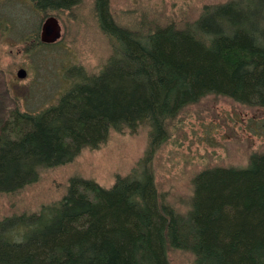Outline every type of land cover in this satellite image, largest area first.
<instances>
[{
  "label": "trees",
  "instance_id": "obj_1",
  "mask_svg": "<svg viewBox=\"0 0 264 264\" xmlns=\"http://www.w3.org/2000/svg\"><path fill=\"white\" fill-rule=\"evenodd\" d=\"M32 1L43 22L82 0ZM93 13L110 57L98 73L70 69L77 79L56 103L7 111L0 194L100 146L112 131L146 126L147 148L110 187L73 177L56 203L0 217V264H171L172 248L190 252L194 264H264V151L244 167L199 171L186 212L160 193L152 164L168 123L203 97L264 107V0L205 5L193 20L119 21L110 0H94Z\"/></svg>",
  "mask_w": 264,
  "mask_h": 264
},
{
  "label": "rangeland",
  "instance_id": "obj_2",
  "mask_svg": "<svg viewBox=\"0 0 264 264\" xmlns=\"http://www.w3.org/2000/svg\"><path fill=\"white\" fill-rule=\"evenodd\" d=\"M110 1L115 17L131 22L142 14L161 21L193 20L205 5L228 0ZM93 8L94 0H82L73 11L53 12L62 25V38L44 46L40 43L43 14L33 1L0 0V123L11 108L40 111L56 103L77 79L70 69L89 74L102 69L112 44ZM20 68L26 69L25 78L18 77ZM168 133L152 162L155 180L166 200L186 212L199 171L216 165L244 167L253 152L264 151V107L209 94L171 120ZM148 140L146 126L136 133L112 131L100 146H86L71 161L42 170L35 182L21 190L0 194V217L37 212L56 203L73 177L110 187L118 175L129 174L137 165ZM168 253L171 264H194L188 251L172 248Z\"/></svg>",
  "mask_w": 264,
  "mask_h": 264
},
{
  "label": "water",
  "instance_id": "obj_3",
  "mask_svg": "<svg viewBox=\"0 0 264 264\" xmlns=\"http://www.w3.org/2000/svg\"><path fill=\"white\" fill-rule=\"evenodd\" d=\"M62 25L58 17L54 15L47 16L41 26L40 38L45 44H53L62 38ZM19 78H25L27 71L25 68H20L17 72Z\"/></svg>",
  "mask_w": 264,
  "mask_h": 264
}]
</instances>
